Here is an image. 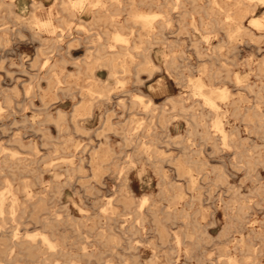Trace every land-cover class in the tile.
Masks as SVG:
<instances>
[{
	"label": "rangeland",
	"instance_id": "rangeland-1",
	"mask_svg": "<svg viewBox=\"0 0 264 264\" xmlns=\"http://www.w3.org/2000/svg\"><path fill=\"white\" fill-rule=\"evenodd\" d=\"M138 1L141 3L133 6L129 0L118 2L117 23L111 25L103 18L92 21L91 15L85 13L77 14L76 21L61 10L60 0H48L43 7H33L30 0H0V194L5 198L0 215V264H51L52 258L42 260L47 254L36 257L21 250V246L12 247V252L6 249L13 239L11 232L18 240L37 241L36 234L44 231L39 221L48 216L58 222L52 237L69 254L59 257V264H65L68 257L74 264H149L153 259L155 264H234L235 260L240 264L251 245L258 249V260L264 264V6L259 5L253 16L262 27L251 26L250 18L245 19L250 34L237 37L234 49L222 47L216 58L212 50L223 45L224 31L218 28L207 35L202 30L194 31L188 18L180 21V9L172 11L171 25L165 31L171 47L155 42L160 37L154 35L139 40L137 27L127 18L129 10L165 11L171 0ZM182 1L186 10L193 8L190 0ZM216 1L231 11L235 7V0ZM197 3L223 19V14L215 10L217 6L208 0ZM32 13L42 20L51 19L55 33L31 29ZM201 14L195 15L196 23ZM64 21L70 24L68 30L63 29ZM129 27L133 31L129 45L139 44L136 51L149 48L150 58L160 67L150 83L163 81L171 91L168 97H182L184 106L193 103L185 79L200 77L203 67L221 72L215 85L227 88L229 98L226 102L216 99L220 110H228L229 114V102L242 98L241 113L250 116H224V128L231 133L229 146L217 137L203 142L201 128L188 138L190 117L182 112L174 120L168 119V104L164 107L165 123L159 121L160 108L154 110L153 116L130 106L131 95L143 83L139 76L148 75L144 70L137 74L135 64L142 57L129 64L128 72L116 74L125 79V84L117 87L105 69L95 71L102 85L109 84L114 89L108 99L94 106L93 115L74 118L80 92L91 84L84 70L89 40L114 28L127 34ZM58 33L61 36L57 37ZM196 50L203 56H198ZM170 51H182L171 74L163 64ZM233 74L244 79L248 87L234 84ZM166 100L156 99L154 103L160 106ZM253 113L263 119L259 118L261 124ZM212 117L208 114L204 122L210 123ZM140 122L141 130L128 131L131 126L139 127ZM147 125L148 131L144 129ZM129 135L133 138L126 143L123 136ZM142 144L150 145L148 150L154 151L151 159L158 162L145 160ZM188 145L196 152L193 157L203 161L192 165L194 184L181 177L176 168V161H182L183 147ZM95 152L100 160L92 161ZM129 157L135 161L132 167L127 163ZM9 185L18 201L13 214L11 196L6 191ZM143 197V225L132 228L135 210ZM108 200L120 215L116 219L108 220L100 211ZM173 208L171 215L169 210ZM175 234L181 238L179 245H175Z\"/></svg>",
	"mask_w": 264,
	"mask_h": 264
},
{
	"label": "bare ground",
	"instance_id": "bare-ground-1",
	"mask_svg": "<svg viewBox=\"0 0 264 264\" xmlns=\"http://www.w3.org/2000/svg\"><path fill=\"white\" fill-rule=\"evenodd\" d=\"M30 1L32 3L33 7L34 6L43 7L44 4L46 3V1H48V0H30ZM120 1L121 0H118V1L113 0L109 3H107L108 0H60L59 3L61 5V10L65 13H67L68 16H71V17H73V19H76V21L79 20V18L76 16L77 14L80 15V14L85 13V14L91 15L92 21H98V20H101L103 18L105 21H108L111 25H114L117 23L116 22V17L118 16V13H117L118 7L117 6H118V2L120 3ZM190 1H191L192 6H193V8L191 10H186L182 0H171L169 3L170 7L168 10L153 12V11H144V10L135 11L133 9H130L129 12L127 13V18L131 19L133 27H137V30H136L137 35L136 36L139 38V40H142L141 38L143 36L151 37L152 35H154L155 37H160L158 40L155 39V42L161 41V43L166 48L167 47L169 48V47H171V44L166 41L167 38H165V31L171 25V20H172L171 16L173 15L172 11L174 9H177V10L180 9V10H182V11H180V14H179L180 21L188 18L190 20V25L194 31L202 30V31H205L206 35L211 33V32L217 31L216 29H218V28H220L224 31L225 36H226V40L224 41L223 45L218 46L217 48H214L212 50V54H213L212 56L216 57V58L218 56H220V53L222 51V47L226 48L227 50L234 49L235 47L233 46V43L237 37L250 34L249 30L247 29V27L244 24L245 19L250 18V20L248 21V24L251 26H255V27L261 26V24L259 25L258 20L256 18H254L253 16L259 10V5L264 6V0H248L249 3H241L240 1L235 0V7L232 11L228 8L222 7V5H220L216 0H208L210 2V4H214L217 6V8L215 10L217 12L223 14V19H219L218 17H215L214 13H209L203 6H201L197 3L198 0H190ZM250 1H257L258 5L257 4L252 5V4H250ZM17 2L18 1H16V3ZM11 3H13V0H11ZM140 3H141V1H138V0H129V5H131V6L139 5ZM111 5H115L116 8L112 9ZM51 6H54V2L52 3ZM155 6H160V4L158 3ZM33 10H34V8H33ZM200 12L202 14L198 16L199 22L196 23L195 15H198ZM206 19H208V21H205ZM29 20H30L29 25H30L31 29H34V30L36 29L37 32L45 31L49 34L55 33V28H53L54 26L51 22V19L42 20V19H39L36 14L32 13L29 17ZM63 25L65 27L63 29H66V30H68L70 27V24L67 23L66 21L63 22ZM224 25H226L227 27L224 28L223 27ZM262 26H264V25H262ZM21 29H22V27H21ZM128 29H129V33H127V34H125L120 28H114L113 31H107L106 30L103 33L101 32L102 35L100 33H97V35L94 39L89 40V43L91 45L88 48V52L86 53V56H85L86 57V64H85L84 70H85V72L88 73L89 77L91 78V84H90L89 88L80 92L81 100L79 101L78 107L76 109H74V113H73V116L75 119H77L76 118L77 116L85 119V118H88L91 115H93L94 106L97 103L101 102L102 100L108 99L109 96L111 95V92H110L111 89H114V87H112V88L109 87L110 86L109 84L102 85V82L95 76V71H97L99 69H105L107 71L108 77L110 79H113V84H114V86L117 87V85L125 84V79L118 78L116 76V74L128 72L129 71V64L132 63V61L134 59H136V57H142V60L140 62H138L137 64H135V67H137V74L140 70H144L148 73V75L150 77L154 73H156L160 70V67L158 65L154 64V62L150 58L149 48H143L142 51H138V50L136 51V49L141 47L139 44L137 45V43H133L132 45L131 44L129 45V43H131V41H129V37L131 36L130 34H133V31H132V27H129ZM171 32H173V31H171ZM134 33H135V31H134ZM58 36H61V35L58 33L57 37ZM98 38L102 39V41H99ZM193 39H195V38H193ZM57 41L59 42V40H57ZM146 42H149L148 38L146 39ZM53 44H55V42ZM92 44H95V45H92ZM35 48H37V47H35ZM132 49H135V52L132 51ZM181 53H182V51H180L179 53H174L173 51H170V54H166L164 56L163 64L166 66L168 73H169V71H171V69H174L177 67V64L175 61L179 58ZM196 53L198 56H203V54H204L200 50H196ZM45 59L46 60L43 63L44 68L47 66L48 57H46ZM200 72H201V76L197 77L195 80L185 79V83H187L190 87L189 99L193 100L192 105L184 106L183 105L184 99H182V97L179 96L178 98L168 97L167 100L162 105L158 106L154 103V101L151 98H149L143 94H134V95H131V97H130V106L138 107L142 111L148 112L153 116H154V110L160 108V114L159 115H161L162 118H160L159 121H161V123H165V116H164L165 108L164 107H165V105L168 104V105H170V112H169V116H168L169 118L168 119L174 120V118L176 116L182 114V112H185L184 114L188 115L190 117V120H189L190 121V127L188 130V132L190 134H189L188 138L193 137V135H191V134L193 132H199V130H197V129L201 128L200 138L203 140V142H207L209 140H212L214 137H217V139H219L218 141H221V143L223 145L229 146V142H230L229 140L231 137V133L226 131V129L224 128V123H223L224 122L223 118H224V116H226L228 114L227 113L228 110L221 111L220 110L221 107L218 103V101L224 102L225 99H226V101H228L227 99L229 98V94H228L227 88H218L215 85V81H217L219 78H221L220 77L221 72L216 71V70H212V69H209L206 67H203V69ZM169 74H171V72ZM159 76H161V75H159ZM225 77L226 78L229 77L228 71H226ZM231 79H232V82L236 85H238L240 83H244L243 86L248 87V84L245 83V80L242 79L237 74H233ZM181 80H182V78L180 79V81ZM262 89L264 90V88H262ZM159 93H161V92H159ZM255 95H256V93H255ZM259 96H261V95H259ZM256 97H255V100H257ZM230 98H232V97H230ZM196 101H197L196 105L200 107L198 112H196V110L194 108V106H195L194 103ZM241 101H243L242 98H238V99H232L229 102L228 106L232 107L229 114L234 116V117L241 116L242 118H244V117L250 118L249 115L246 116V114H244L243 112L241 113V108L239 106V104H240L239 102H241ZM252 102H255V101L252 100ZM118 103H119V101H118ZM120 104L123 106L124 102L121 101ZM42 107H43V105H42ZM47 109H48V107H47ZM257 109H258V107H257ZM208 114H212L213 117L211 118L210 123L206 124V122H204V118ZM252 116L254 118H256L255 120H257L258 123H260V119H262V118L264 119V117L260 118L259 117L260 115L258 116L254 113ZM50 120H52V119H50ZM123 124L125 126V123H123ZM138 125H139V127L138 126L137 127L131 126V129L128 131H132L133 129H136V128L141 130L143 128V126H140V125H142V122L138 123ZM149 128L150 127H148V125L146 127H144V129L146 131H148ZM213 132H215L216 134H213ZM262 132H264V130ZM123 138H124L126 143H129L131 141V138H133V137H131L129 135V136H123ZM149 146L150 145H148V144H142L141 148L145 147L144 150L142 151V153L145 155V160L147 162L156 163V162H158L157 160L151 159L154 151L148 150ZM189 146L190 145L183 147V158H182V161L181 160L176 161V164H177L176 168H177V170H179V172H180L179 175L181 177L188 180L191 184H194V182L196 180V176L193 172L194 167L192 165H196L197 163L203 164V161L198 160V159L193 157V155L196 154V152H193L192 149L189 148ZM33 152H34V150H33ZM96 160H100L97 152H95L92 156V161H96ZM134 162L135 161L129 157L127 163L130 165V167H132ZM183 164H186V167H184ZM195 170L197 171V169H195ZM29 173H31V172H29ZM162 176L164 178L165 175H162ZM219 177L221 178V175ZM137 178L139 179V176H137ZM23 187L26 189L27 185H24ZM6 191L11 196L9 206H10V213L13 214L18 207V201L15 197V194L11 191L10 185L8 186ZM25 193H26L27 197H30L29 191L25 190ZM40 201H43V198L39 199V202ZM145 201H146V198L143 197L141 199L140 204H139V208H137V210H135V216L133 217L134 223H133V225L132 224L130 225L132 228L135 227L137 224L140 226L143 225L142 222L144 220V218H143L144 216L141 212V209L144 206ZM4 204H5L4 195L0 194V215H2V213L4 212V206H5ZM127 207H128V205L126 204L125 208H127ZM170 207H171V205H169V209H170ZM235 209H237V208H235ZM241 209H242L241 207L238 208V210H241ZM100 211L105 214V217L108 220H113V219H116L117 217L120 216L117 213L116 208L112 205L111 200H108L106 207L101 208ZM173 211H174V208L169 210V214L173 213ZM125 215L126 214L121 215V217L125 216ZM184 217L186 218L187 216H184ZM39 223H40V225L44 231L36 234L38 236L37 241L34 242L35 239H33V238H32V241L18 240V237L16 238V233L11 232L13 234V239L10 241V246H8L6 249L8 251L12 252V250H13L12 247L21 246V250L26 251L27 253L34 255L36 257H42L45 254H47V256L42 257L43 261H49L50 258H52V261L50 262L51 264H59L57 259L59 257L64 258V257H66V255H69V254L65 253L63 251V249H61V247L55 241V239L52 237L53 231L55 230L56 224L58 222H56L55 219L52 218L51 216H48V217L42 218L39 221ZM121 227H124V226L121 225ZM162 233H164V230H162ZM173 238H174L175 245L181 244V238L177 234H175L173 236ZM261 240L264 243V236H262ZM82 250L84 251L85 247H82ZM48 252H49V254H48ZM258 253H259L258 249L254 245H251L250 247L247 248V254H246L247 257L245 258L244 262L240 263V264H261V262L258 260V258H259ZM82 254H83V256H87V257H93V256L98 257V256L93 255L91 253H82ZM8 260L10 262V259H8ZM64 263L65 264H74V262H72L70 257L65 259ZM233 263L238 264L237 260L233 261ZM149 264H155L154 259L151 260L149 262Z\"/></svg>",
	"mask_w": 264,
	"mask_h": 264
},
{
	"label": "crops",
	"instance_id": "crops-1",
	"mask_svg": "<svg viewBox=\"0 0 264 264\" xmlns=\"http://www.w3.org/2000/svg\"><path fill=\"white\" fill-rule=\"evenodd\" d=\"M152 77L151 76L149 77L146 74H145V77L139 76L138 79L142 81L143 83H142V86H138V88L135 90L136 93L134 94H143L151 98L153 101H155L156 99H163L165 97L168 98L171 92L169 87L165 85L164 83H162V81L160 80L157 82L154 81L150 83V80Z\"/></svg>",
	"mask_w": 264,
	"mask_h": 264
}]
</instances>
